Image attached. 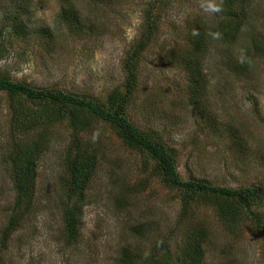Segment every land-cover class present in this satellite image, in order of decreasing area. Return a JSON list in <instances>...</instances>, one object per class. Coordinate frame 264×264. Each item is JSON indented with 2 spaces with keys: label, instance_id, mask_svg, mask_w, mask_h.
Segmentation results:
<instances>
[{
  "label": "rangeland",
  "instance_id": "obj_1",
  "mask_svg": "<svg viewBox=\"0 0 264 264\" xmlns=\"http://www.w3.org/2000/svg\"><path fill=\"white\" fill-rule=\"evenodd\" d=\"M72 1L82 16L75 29L59 22L60 0H0V31L14 12L27 14L30 31L28 37L1 35L0 74L106 102L114 88L124 87L126 55L154 7L156 35L142 56L128 117L161 134L176 150L185 180L264 186V46L256 51L257 43H264V0H240L245 22L233 41L208 35L220 30L229 11L224 0V11L215 15L202 11L201 0ZM197 24L207 30L208 76L203 97L194 105L183 54L189 30ZM42 29L53 34L45 38ZM241 50L254 59L253 72L245 76L226 66L227 57L237 58ZM9 104V96L0 92V234L15 198L9 164L3 161L11 137ZM43 128L51 141L37 164L32 212L7 247L0 246V264H121L125 251L139 259L172 229L171 252L176 244L183 247L187 227L201 220L213 230L203 264H264V238L248 218L235 231L225 229L216 219L215 205L201 198L180 223L182 192L153 173L155 162L146 152L128 147L115 127L101 120L81 132L98 164L86 190L79 237L68 243L62 218L66 198L59 181L71 130L67 119ZM94 133L99 134L95 140ZM31 138L29 132L26 141ZM119 196L127 205H121ZM253 208L264 213V196Z\"/></svg>",
  "mask_w": 264,
  "mask_h": 264
},
{
  "label": "trees",
  "instance_id": "obj_2",
  "mask_svg": "<svg viewBox=\"0 0 264 264\" xmlns=\"http://www.w3.org/2000/svg\"><path fill=\"white\" fill-rule=\"evenodd\" d=\"M60 1L62 9L59 12V22L72 29L77 28L82 16L77 12L74 2ZM224 1L229 11L224 14L219 30L222 38L219 41H233L244 26L245 15L239 5L244 6L240 0ZM156 2L157 0H154L153 4ZM153 9L154 7L149 11V19L141 37L126 55L127 75L124 87L114 88L106 102L93 95H79L57 87H34L25 81H17L6 74H0V92H5L9 96L11 115L9 123L11 137L6 146L9 149L3 153V161L9 164L12 189L15 193L11 214L0 234L2 248L7 247L12 233L21 225L23 218L32 212L38 175L37 164L51 141L49 136L51 133L43 127L60 119H67L71 130L64 156L65 172L59 181L66 198L62 203V218L63 232L68 243H73L79 237L86 190L98 164L97 153L91 151L92 148H89L81 132L89 130L96 120L115 127L119 136L131 149L146 152L155 162L153 173L162 177L165 184L182 192L180 223L182 219L187 218L193 202L203 198L215 205L216 219L225 229L235 231L238 225L248 218L251 226L264 238V213L253 208L255 202L264 196L263 185H241L233 188L214 185L204 179L185 180L177 168L176 150L161 134L140 128L128 117L127 109L136 92L142 56L156 35L158 20L155 19ZM26 16L27 14L23 12L10 14L0 31V37L4 32L28 37L30 31ZM194 29L199 31V36L192 35ZM47 30L41 31L45 38L53 34L51 30ZM189 31L191 32L188 35V46L183 54V60L188 79L191 80L189 86L193 92L192 100L194 105H197L207 84L208 74L204 71V63L209 45L205 41L207 30L203 26L197 24ZM259 46H264V43L261 41L257 43L256 51L261 53V50L257 49ZM253 61L254 59L246 55L244 62L240 63L231 55L226 59V66L237 75L245 76L253 72ZM211 123L214 125L213 121ZM212 125L210 124L214 127ZM29 132H32V138L26 141ZM236 139L241 145L243 140L240 135ZM121 199L123 197L119 196L121 205H127ZM212 231L210 223L203 220L193 222L186 229L184 246L176 244L174 251L171 252L170 236L174 232L172 229L169 235L157 238L158 241L151 251L139 259L131 250L125 251L121 257V264H203Z\"/></svg>",
  "mask_w": 264,
  "mask_h": 264
},
{
  "label": "clouds",
  "instance_id": "obj_3",
  "mask_svg": "<svg viewBox=\"0 0 264 264\" xmlns=\"http://www.w3.org/2000/svg\"><path fill=\"white\" fill-rule=\"evenodd\" d=\"M200 7L204 13L208 14H220L224 11L223 7V0H220L219 3L216 2V0H201ZM193 36H199L200 33L198 30H193L192 32ZM208 35H210L213 39L219 40L222 38V33L219 31L215 32H209ZM246 58V54L244 53L243 50H241L240 55L237 57L238 62L243 63ZM98 133H94L93 139L95 140L98 138Z\"/></svg>",
  "mask_w": 264,
  "mask_h": 264
}]
</instances>
